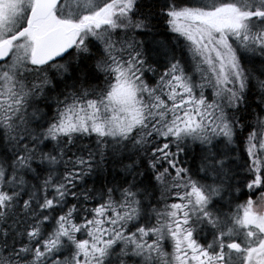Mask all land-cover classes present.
Instances as JSON below:
<instances>
[{
    "label": "snow or ice",
    "instance_id": "1",
    "mask_svg": "<svg viewBox=\"0 0 264 264\" xmlns=\"http://www.w3.org/2000/svg\"><path fill=\"white\" fill-rule=\"evenodd\" d=\"M0 264H264V0H0Z\"/></svg>",
    "mask_w": 264,
    "mask_h": 264
}]
</instances>
